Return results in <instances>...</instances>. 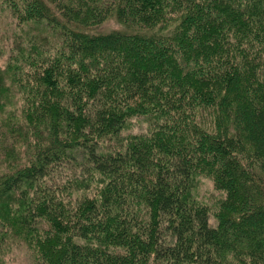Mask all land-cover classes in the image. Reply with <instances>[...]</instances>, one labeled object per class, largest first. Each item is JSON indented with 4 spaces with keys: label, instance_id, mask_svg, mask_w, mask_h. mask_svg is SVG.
<instances>
[{
    "label": "trees",
    "instance_id": "obj_1",
    "mask_svg": "<svg viewBox=\"0 0 264 264\" xmlns=\"http://www.w3.org/2000/svg\"><path fill=\"white\" fill-rule=\"evenodd\" d=\"M0 10L18 30L0 49V248L23 242L34 264H264V0ZM136 114L145 131L101 145ZM197 173L223 193L211 206L188 195Z\"/></svg>",
    "mask_w": 264,
    "mask_h": 264
},
{
    "label": "rangeland",
    "instance_id": "obj_2",
    "mask_svg": "<svg viewBox=\"0 0 264 264\" xmlns=\"http://www.w3.org/2000/svg\"><path fill=\"white\" fill-rule=\"evenodd\" d=\"M109 25H114L113 21ZM14 32H18L17 28L9 21L6 13L0 10V49L6 51L7 45L14 37ZM148 115L136 114L130 118L124 128L116 136L106 137L101 141V145H123L127 137L139 131H145L148 127ZM70 168L63 171L60 179L66 178L70 174ZM67 173V174H66ZM222 191L217 190L211 178L204 173H197L193 175L188 195L201 203L211 206L213 202L222 196ZM213 222V217H210ZM0 264H34L33 255L30 249L23 242H14L6 245L4 242L0 248Z\"/></svg>",
    "mask_w": 264,
    "mask_h": 264
}]
</instances>
